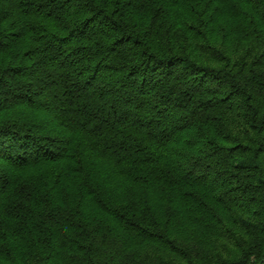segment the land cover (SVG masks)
<instances>
[{
  "label": "trees",
  "instance_id": "obj_1",
  "mask_svg": "<svg viewBox=\"0 0 264 264\" xmlns=\"http://www.w3.org/2000/svg\"><path fill=\"white\" fill-rule=\"evenodd\" d=\"M0 264H264V0H0Z\"/></svg>",
  "mask_w": 264,
  "mask_h": 264
}]
</instances>
